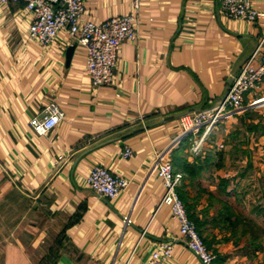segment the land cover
<instances>
[{
    "label": "crops",
    "instance_id": "obj_1",
    "mask_svg": "<svg viewBox=\"0 0 264 264\" xmlns=\"http://www.w3.org/2000/svg\"><path fill=\"white\" fill-rule=\"evenodd\" d=\"M85 2L84 17L95 22L136 16L139 38L122 43L111 86L92 83L84 48L67 32L43 46L29 35L33 16L25 4L0 0V264H147L166 242L175 243L166 264H202L170 207L157 209L165 194L159 160L185 174L179 190L191 214L206 222L201 234L217 255L214 264H264L261 249L252 253L247 238L237 241L213 223L219 204L210 205L189 172L248 112L264 123V81L228 113L223 138L210 137L202 155L189 154L190 136L178 123L183 113L225 97L264 35V18H229L222 0ZM251 3L264 11V0ZM52 102L64 117L39 136L29 121ZM263 139L250 148L261 149ZM126 146L133 151L127 159ZM96 165L129 180L127 189L114 199L92 191L86 179ZM208 169L201 181L225 176L239 192L236 175Z\"/></svg>",
    "mask_w": 264,
    "mask_h": 264
},
{
    "label": "built area",
    "instance_id": "obj_2",
    "mask_svg": "<svg viewBox=\"0 0 264 264\" xmlns=\"http://www.w3.org/2000/svg\"><path fill=\"white\" fill-rule=\"evenodd\" d=\"M1 1H21L25 4L33 16L29 35L43 46L55 43L61 32H67L83 46L86 53V70L95 86L113 84L122 43L135 42L139 38L135 15H116L103 22H95L84 17L85 0ZM222 5L224 14L229 18L247 21L264 18V11L255 8L251 0H222ZM262 50L260 61L256 63L255 55ZM263 81L264 35L254 54L244 62L238 74L233 76L228 92L221 101L211 107L188 111L179 116L181 129L190 136L188 151L191 156L196 157L204 153L217 125L223 123L230 111L240 110L244 106L246 93L259 88ZM63 117L64 111L52 102L42 118L33 117L29 124L37 135H45L56 127ZM200 129L202 131L198 132ZM122 154L123 158L127 159L133 155V151L126 146ZM157 172L165 187V194L157 209L164 205L169 206L188 249L202 264H214L217 255L204 242L196 222L189 217L186 205L178 192L185 174L175 171L172 162L167 160H159ZM86 182L92 191L108 199L116 198L129 185V180L113 174L103 165L92 167ZM128 221L129 217L126 223ZM174 249V242L163 243L152 253L147 264H166L173 257Z\"/></svg>",
    "mask_w": 264,
    "mask_h": 264
},
{
    "label": "trees",
    "instance_id": "obj_3",
    "mask_svg": "<svg viewBox=\"0 0 264 264\" xmlns=\"http://www.w3.org/2000/svg\"><path fill=\"white\" fill-rule=\"evenodd\" d=\"M246 116H248L247 117L248 120L246 118H242V126L239 129L232 130L227 135V138L224 139L223 141L224 144H232L231 145L232 153H238L240 151H243L242 150L244 148L243 144H246V142H242V141L240 144H238L237 142L234 143V141H237L240 139V135L241 133H243V130H244L242 128L245 127L244 131L252 133L257 138L264 136V123L254 122L253 116L250 114V112H248ZM245 140L246 138H244V141ZM224 154H225L224 151L213 150V155L211 154L207 156L206 158H204L203 160L199 159L197 162L192 163L189 167V172L191 175H195L198 181V184H200L201 186L200 194L203 192L208 194L209 199L211 201L210 205L214 206L216 203L219 204L218 212L215 214V216L212 219L213 223L219 225L223 229L230 232V237L237 241L241 240L242 238L247 237L250 243V245L247 247H251V252L255 253L256 251L263 248L262 247L263 241L259 240L257 235L255 236L254 230L241 226L244 224H250L248 223L249 217L245 216L247 212V208L245 205L242 204V200H241L242 197L240 196V193L238 192L236 187H233L231 190L229 189L232 185L231 179L225 176H219L216 181L208 180L207 182H203L201 181V178H200L201 177L200 174L204 170H206L207 167L213 168L215 166L217 170L221 169L222 166L224 165L223 164L224 158H222ZM210 184H214L216 188L214 190H210V187H209ZM179 188H178L179 195L181 199L184 201V198H182L183 196ZM187 206L188 205H186L188 215L192 220L196 222L197 228L201 234L202 233L201 226L203 224H206V222L201 221L194 214H191L190 208ZM254 207H255L254 210L258 212L257 216H260V218L264 221V204L255 205ZM249 232L251 234H249L248 236Z\"/></svg>",
    "mask_w": 264,
    "mask_h": 264
},
{
    "label": "rangeland",
    "instance_id": "obj_4",
    "mask_svg": "<svg viewBox=\"0 0 264 264\" xmlns=\"http://www.w3.org/2000/svg\"><path fill=\"white\" fill-rule=\"evenodd\" d=\"M240 124L241 121L237 120L236 125L239 126ZM230 125L231 124L227 126L228 129L230 128ZM237 126L234 125L232 130L239 129V127ZM225 128L226 126L222 122L221 124L217 125L216 130L211 135V138L214 134L217 137L214 142L218 141L220 137L223 138V133L227 131V128L226 130ZM224 137L226 138L227 135H225ZM255 137L256 136H252V133H241L240 139L234 141V143L237 142L238 144H240L242 141L246 142V144H243V151H240L238 153H232V144H223L224 142L219 140V143L217 144V150L224 151L225 154L222 157L224 158V165L221 169H218V171L222 174H227V176L236 175L240 180L241 183L238 187L240 196L242 197L240 198L242 200V204L247 208L245 216L249 217L248 223H250L241 226L250 228L255 231V236L257 235L259 240L263 241V248L260 250V253H264V221L260 218V216H257L258 212L254 210L255 205L264 204V139L262 141L263 144H261V146H263L261 149L258 150L257 147L252 149L250 148V145L252 144V142H254ZM244 138H246L245 141ZM258 162L261 165L258 164ZM212 171L214 173L217 172L215 166L211 168V170H207V172ZM249 234L251 233L249 232L248 236ZM262 257L264 258V256Z\"/></svg>",
    "mask_w": 264,
    "mask_h": 264
},
{
    "label": "water",
    "instance_id": "obj_5",
    "mask_svg": "<svg viewBox=\"0 0 264 264\" xmlns=\"http://www.w3.org/2000/svg\"><path fill=\"white\" fill-rule=\"evenodd\" d=\"M75 48H76V44H73V45L68 47V49H67V57H68L69 60L71 59Z\"/></svg>",
    "mask_w": 264,
    "mask_h": 264
}]
</instances>
